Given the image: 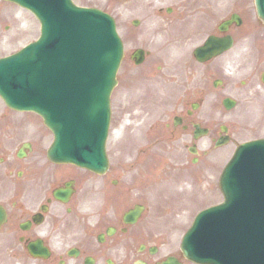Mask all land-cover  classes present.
<instances>
[{"label":"rangeland","instance_id":"rangeland-1","mask_svg":"<svg viewBox=\"0 0 264 264\" xmlns=\"http://www.w3.org/2000/svg\"><path fill=\"white\" fill-rule=\"evenodd\" d=\"M74 2L80 6L98 7L110 13L116 20L118 32L125 42L127 53L137 47L149 52L144 65L134 68L124 61L118 73L119 84L112 96L114 122L112 134L107 143L112 167L117 170L121 168V171L126 169L129 173H133L130 174L132 177L141 178V176L148 177L149 172H142V169L148 168L150 162L154 166L155 172L165 174L161 177L170 178L174 175V180L173 176L169 179L172 184L174 181L184 178V174L179 176L177 174L183 171V167L189 169L192 168V165L190 164V155L183 152L181 144L173 146L162 143L156 148L152 145L147 146V142L142 138H135L134 142L137 139L138 146L127 144L128 146L123 148L120 142H117L119 127L126 121L128 115L132 114L131 107L135 108L134 112L143 111L131 116L135 117L132 120H135L133 124L136 125L134 127L136 131H145L151 125L150 123L155 121L162 128L167 121V114H171L174 110L179 112L182 109L181 99L184 101L194 100L195 92L199 90L202 73L206 68L194 63L193 49L203 43L219 21L233 12L239 13V10H243L245 14L240 29L233 31L236 39L235 46L218 59L217 64L213 65L214 71L212 70L213 66L207 68L212 73L211 75L207 73V76L211 78L223 77L228 85L233 79L242 78V70L249 65L251 53L264 46V41L258 44L254 43L253 35L261 34L263 31L255 16L252 0H188L185 3H174L169 0H141L137 3H117L115 0H74ZM240 2H242L241 6ZM4 5L0 2L1 56L13 53L37 36V23L31 15L15 6L8 8ZM166 7H173L183 20H176L167 26L158 24L162 16H158L157 13L160 8L164 10ZM140 8L148 10L149 13L145 17L139 15L137 12ZM10 14L13 17H19L18 22L21 20V23L15 22L14 19L11 21ZM134 19L140 22L137 28L130 25ZM18 28L23 31H18ZM182 32H185V41L179 40V33ZM183 55L188 56L186 66L182 65ZM146 65L149 66V69L143 70ZM158 66L162 68L159 72L157 71ZM216 66H220L221 72L220 70L215 72ZM125 74H129L130 78L135 79L136 82L133 80L132 84H125L122 81ZM134 86L135 88H131ZM225 93H231L228 86H225ZM261 97L263 98V95ZM219 98L209 92L194 119L211 125L213 131L217 130L216 126L219 124L228 125L232 133L233 144L221 149L219 154L216 153L218 150H211L206 156H209L210 159L196 164L194 167L199 172H207L208 177L212 175V179L209 178L208 182L206 180L202 184L197 196L193 199V204L196 205L176 210L182 215V222L174 231H170L171 236H175L174 240L180 239L181 229L190 223L199 210L221 201L217 180L224 164L232 157L235 151L234 147L240 141L264 137V112L259 111V106L248 104L247 97L241 96L238 97L239 107L237 110L227 112L220 106L217 107L218 100L221 99ZM251 110L255 111L250 112ZM210 138L200 142V149L208 147ZM146 163L147 165H145ZM130 175L128 176L130 177ZM185 175L189 176L190 172H185ZM186 181L180 189L185 190V195L194 193L197 186L193 181ZM149 191L155 197L160 198L165 194L166 189L152 184ZM138 193L144 192L134 188L130 191V195L134 198ZM175 204L179 205L178 202ZM161 216L162 214H160ZM160 231L168 232L162 225Z\"/></svg>","mask_w":264,"mask_h":264},{"label":"flooded vegetation","instance_id":"flooded-vegetation-1","mask_svg":"<svg viewBox=\"0 0 264 264\" xmlns=\"http://www.w3.org/2000/svg\"><path fill=\"white\" fill-rule=\"evenodd\" d=\"M186 115L179 116L172 137L181 136L192 125V113ZM26 121L0 108V264H135L143 260L122 220L126 194L99 198L110 188L108 174L98 176L46 161L40 147L44 130ZM27 143L30 148L23 152ZM69 182L73 192L64 205L53 191ZM114 184L119 189L125 186L119 180ZM155 256L147 264H162L167 257Z\"/></svg>","mask_w":264,"mask_h":264},{"label":"water","instance_id":"water-1","mask_svg":"<svg viewBox=\"0 0 264 264\" xmlns=\"http://www.w3.org/2000/svg\"><path fill=\"white\" fill-rule=\"evenodd\" d=\"M255 3L264 21V0H255ZM60 7L65 9V14L59 11V16L42 27V37L37 43L16 56L0 60V94L44 118L55 135L49 156L97 171L105 166L108 96L115 85L113 76L122 55L121 45L106 16L110 28L95 11L76 9L69 0L62 3L59 0ZM227 43L225 40L215 45L220 49ZM213 48L203 50V56ZM43 51L51 55L45 60V66ZM58 72L59 87L49 80L50 75ZM8 89L18 92V96L14 99ZM258 144L242 146L226 168L220 183L225 197L221 211L238 204L245 210V205L250 203L251 194L245 200L243 186L253 187L256 182L250 179L247 169L236 172L239 165L252 164L250 151L257 152L255 148L263 151L259 156L263 162L259 171L260 178H264V142ZM256 196L257 203H263L264 191L257 192Z\"/></svg>","mask_w":264,"mask_h":264}]
</instances>
